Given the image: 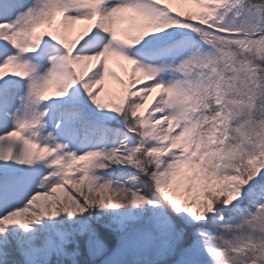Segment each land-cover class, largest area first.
Segmentation results:
<instances>
[{
	"label": "snow or ice",
	"instance_id": "6c2138e0",
	"mask_svg": "<svg viewBox=\"0 0 264 264\" xmlns=\"http://www.w3.org/2000/svg\"><path fill=\"white\" fill-rule=\"evenodd\" d=\"M0 264H264V0H0Z\"/></svg>",
	"mask_w": 264,
	"mask_h": 264
}]
</instances>
